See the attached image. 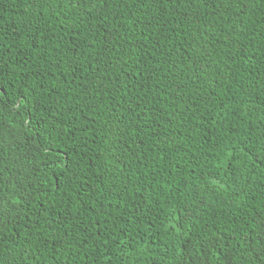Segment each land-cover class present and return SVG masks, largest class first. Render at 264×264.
Returning <instances> with one entry per match:
<instances>
[{
	"label": "trees",
	"instance_id": "1",
	"mask_svg": "<svg viewBox=\"0 0 264 264\" xmlns=\"http://www.w3.org/2000/svg\"><path fill=\"white\" fill-rule=\"evenodd\" d=\"M0 264H264V0H0Z\"/></svg>",
	"mask_w": 264,
	"mask_h": 264
}]
</instances>
